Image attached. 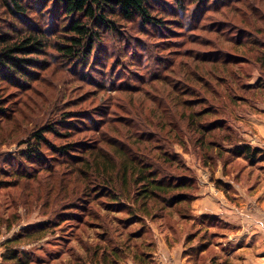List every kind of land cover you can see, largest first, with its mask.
I'll use <instances>...</instances> for the list:
<instances>
[{
  "label": "rangeland",
  "instance_id": "rangeland-1",
  "mask_svg": "<svg viewBox=\"0 0 264 264\" xmlns=\"http://www.w3.org/2000/svg\"><path fill=\"white\" fill-rule=\"evenodd\" d=\"M155 1L153 16L166 21V29L158 27L159 25L143 27L140 21L119 20L118 32H103L100 48L91 56L88 65L84 66L67 59L55 47H51L54 42L51 38L40 54L29 57L34 60V65L29 69V81L8 82L0 76V264L7 252L5 243L8 240L49 219L55 220L54 215L65 205L66 196H72L71 199L74 200L83 197V171L87 170V166L90 167L84 163L85 157L62 155L48 150L49 145H45L41 148L37 163H33L34 159L22 158L24 152H29L30 143L34 142L33 133L42 128L55 127L58 130L57 134L45 133V137L51 146L59 148L62 152L64 148L79 149L84 142L102 138L107 142V146L101 143L100 147H105L117 155L121 141L130 142L132 147H139L137 138L130 140L129 137L136 134V124L142 122L144 117L155 119L150 128L140 132L147 138L150 135L157 136L153 134L160 131L157 123L167 125L162 135L152 143L155 149L152 153L162 159L167 151L172 158H177L174 159L172 170H168L166 165L161 166L166 170L161 176H186L187 180H193L195 190L190 191V194H194L195 200L188 210L182 209V212L190 217L182 219L175 215L163 221L148 218L141 222V213H136L137 216L133 219L136 223L129 231L119 229L125 237L132 232H142L143 237L139 241H129L135 248L129 254L120 253L119 264H140V259L136 258H141L144 251L149 252L140 249V245L144 240L153 242L151 249L156 252L159 236H164L167 246L171 240L184 243L187 252L194 253L203 248V242H207L209 247L216 246L218 239H214L213 235L220 231L219 227L209 231V227L204 226L201 218L207 215L197 216L194 213L195 201L203 198L205 193L209 194L210 189L223 191L228 187L234 188H228L227 198L235 200V195L239 193L235 191L236 187L247 189V194L251 197L255 195L257 188L264 187V153L260 155L262 157H258L255 165H250L247 161L234 158L232 153L228 152L234 147L231 145H252L249 136L251 124L246 121L247 118L257 116L264 119V77L260 81L262 90L253 91L246 102L238 103L232 94H236L235 85L258 82L261 71L260 66L255 63L254 55H247L246 58H250L251 63L242 66L243 77L240 80L229 77L225 80L227 84L222 85L217 84L216 79L212 81L214 87L217 84L218 101H207L195 108L217 109L218 117L208 116L206 121L213 122L217 118H225L236 135L234 143H223V148L219 144H211V139L218 141V138L208 137L201 142L200 135L195 133L193 128L187 129L186 124L180 123L181 111L173 102V99L187 90L185 88L191 86L196 89L195 98L209 97L204 81L202 84L187 82L184 80V74L191 66H196L202 56L215 55L217 42H220L218 44L221 47L226 48V45L235 50L239 41H247L241 48L243 50V47L251 48L256 39H264V0H233L235 8L241 11L240 17L236 18H233L234 13H231V10L223 6L224 0L214 5L211 2V6L201 5L195 0ZM251 12L255 13V16L250 18ZM51 13L52 10L48 9L41 16L29 13L25 17H15L11 14L6 0H0V32L20 35L23 30L33 27L41 30L50 28L52 24L54 30L59 32L61 26L69 19L63 18L64 16H61V21L50 19L47 16ZM245 15L249 18H243ZM259 30L263 31V34L258 33ZM217 31L222 35L213 33ZM227 42L230 45H227ZM97 58H100L98 62ZM174 87L178 89L173 91ZM238 95L246 96L244 92H239ZM153 96L164 100V106H167L166 102L175 106L173 110L168 111L169 116L154 109L155 105L151 99ZM70 112L76 117L71 125H67L64 122ZM172 114L179 125L176 131L183 130L180 141L175 140L174 136H167ZM69 129L71 130L68 131ZM99 144L96 143L97 146ZM252 147L264 150V146L260 144H253ZM19 172L25 175L31 173L33 180L16 176L15 173ZM19 181V188L23 189V192H19L15 187ZM97 184H89L88 191L91 186ZM23 186L31 188L26 190L29 193L25 192ZM116 188L120 189V185H116ZM137 188L141 187L129 185L126 192L134 194ZM119 189L117 191L121 192ZM129 203L132 202L129 200ZM262 203L261 201L260 206L253 203L249 209L260 212ZM119 217L126 219L127 212L121 213ZM205 223L210 225L211 222ZM70 232L72 228L69 224L55 229L54 233L48 231L46 238L26 246L29 250L28 256L35 263L42 262L41 264H60L68 257L69 252L75 258L83 249L75 239L67 242ZM101 233L103 232L100 229L89 230L85 237L90 242L92 238L93 243L101 245L116 241V237L112 236L113 231L109 232L107 242L97 236ZM158 234L163 235L157 236ZM195 236L197 237L194 240ZM125 241L126 238H122V243ZM190 246H193L192 249ZM19 247L18 244L12 245L9 250L13 251ZM216 252L218 251L211 248L208 254L201 257V264L209 262ZM153 258L152 253L150 261L146 264H152Z\"/></svg>",
  "mask_w": 264,
  "mask_h": 264
},
{
  "label": "trees",
  "instance_id": "trees-1",
  "mask_svg": "<svg viewBox=\"0 0 264 264\" xmlns=\"http://www.w3.org/2000/svg\"><path fill=\"white\" fill-rule=\"evenodd\" d=\"M195 1L201 5L208 4L211 6V2L214 5L221 0ZM154 2L156 1L6 0L11 14L15 17H25L29 13L41 16L48 9H51L52 13L50 16H47L48 18L61 21V16H64L63 18L69 20L61 26L58 30L59 32L54 30L53 24L50 28H43L41 30L30 27L31 29L23 30L20 35H9L8 33L0 32V76L8 82L19 80L25 83L29 81V69L34 65V60L29 57L40 54L48 45V40L51 38L54 39L51 47H55L67 59L79 62L81 66H84L88 65L91 56L95 55L100 48L103 32H111L112 34L118 32L119 20L127 22L140 21L143 27L159 25L158 27L162 26V28L166 29V21L159 20L153 16ZM234 2L233 0H224L222 4L225 8L231 10V13H234L233 18L240 17L241 11L238 10L239 8H235ZM253 16H255V13L251 12L249 17ZM249 17L247 15L243 16V18ZM213 33L222 35L218 31ZM258 33L263 34V31L259 30ZM218 43L220 42L215 44V55L206 54L202 56L198 59L196 66H191L187 69V73L184 74V80L187 82L193 81L202 84L204 81L206 83H204L205 91L206 94H209V97L206 99H203V97L195 98L197 96L195 94L196 89L191 86L190 88H185L187 90L173 99V102L177 104L181 111L179 117L180 123L186 124L185 127L187 126V129L193 128L195 133L200 135L201 142H204L208 137L213 139L218 138V141L211 139V144H219L220 147L224 148L223 143L232 144L236 140V135L230 124L227 123L228 121L225 118H217L213 122H207L206 117L208 116L218 117L217 109L212 110L211 107H207L204 110H195V108L202 103H207V101H218L217 84H227L225 80L229 77H233V80H240L243 77L241 75L243 71L242 66L251 63V59L246 58L250 54L255 56V63L260 66L261 76L256 83H244L241 86L235 85L237 95L235 93L232 94L234 98H237L238 103H241L246 102L248 96L253 91L262 90L260 81L264 77V39H256L251 48L246 49L243 47V50L241 48L246 45L247 41H239L236 44L238 48L235 50L226 45V48L221 47ZM227 45H230V43L227 42ZM99 59L97 58L96 61L98 62ZM207 65L210 66L206 67ZM213 80L217 82L216 88L213 86ZM177 89L174 87L173 91ZM239 92H244L246 96H239ZM151 99L155 105L154 109L158 112L162 111L166 116H169L168 111L175 108L174 105H170L167 102V106H164V100H160L157 96H153ZM68 115L69 117L64 123L71 125L72 121H75L74 118L76 116L71 112ZM154 120V118L151 119L148 116L144 117L142 122H138L136 124V128H138L136 134L138 136L132 134L129 139L131 140L133 137L137 138L139 147H132L130 142L121 141L117 155L112 154L105 147H100L101 143H105L104 145L107 146V142H104L102 138L99 140L94 139L89 143L84 142L79 149L64 148V152H62L59 148L51 146L45 137V133L57 134L58 130L55 127L42 128L40 131L34 132V142L30 143L29 152L22 154L24 160L34 159L33 163H37V159L41 155V148L45 145H49L48 150L61 153L62 155L66 154L74 158L85 157L84 163L91 168L87 166V170L83 171L85 183L83 182L84 192L82 196L84 198L74 200V198L71 199L72 196L64 197L65 205L61 207L59 212L55 213V220L49 219L47 222L31 227L8 240L5 243L7 252L3 257L2 264H41L42 262L35 263L30 259L28 256L29 250H27L26 246L35 244L46 238L45 236H47L48 231L54 233L55 229L60 228L64 224H69L72 228L67 242L75 239L76 242L78 241L80 248L82 247L83 252L75 258L69 252L68 257L60 264H95V262H98L97 264H119L120 253L129 254L135 248L129 241H139L143 237L142 232H132L125 237V234L119 228H122L123 231H129L136 223L133 219L139 212L141 215L138 217L141 222L148 218L153 221H163L167 217L175 215L182 219H188L190 216L182 212V209L188 210L192 201L195 200L194 194H190V191L195 190L193 180H187L188 177L186 176H161L166 171L161 166L166 165L168 170H172L175 164L174 159L177 160V158H172V155H169L167 151L162 159L152 153L155 150L152 147V143L155 141V138H159L162 135L167 125L161 124V122L157 123L156 126L159 127L160 131L153 133L157 135L156 137L150 135L147 138L143 134H140L142 129L150 128L152 122L155 123ZM169 123L170 130L167 136H174L175 140L180 141L183 136V130L176 131L179 125H177V121L173 118V114ZM96 143L100 144L97 146ZM92 145L96 146L91 148ZM110 146L112 147V145ZM231 146L235 148L229 149L228 152L232 153L234 158L247 161L250 165H255L259 159L258 157H262L260 155L264 153L263 149L254 148L247 143ZM95 151H100L101 153L96 154ZM222 155L223 153L220 154V157ZM15 175L22 179H32L31 173L25 175V173L19 172L15 173ZM93 182L98 184L91 186L88 191L89 184ZM19 184L20 181L15 187H17L19 192H23V189L19 188ZM118 184L120 185V189L116 188ZM129 185L141 188H137L134 194H130L128 191L126 192ZM23 188L27 193L29 192L26 190L31 189L26 186H23ZM118 189L121 192L117 191ZM80 200L82 201L81 203ZM129 200L132 203H129ZM131 204H133L132 207L134 209L130 206ZM124 212H127L128 215L126 219L119 217ZM201 219L207 222L216 220L214 216H202ZM95 229L102 230L103 233L97 234V236L103 242L108 241L109 232L113 231L112 236L116 237V241H113L114 244L113 242H107L106 245L95 244L92 238L90 239L92 242H90L85 235L88 234L89 230ZM122 238H126L124 243H122ZM17 244L20 245L18 249L9 250L12 249V245ZM153 245V242H147L146 240L140 245V249L149 251L142 252L141 258H136L140 259V264H146L150 261ZM135 256L139 257L138 254H135Z\"/></svg>",
  "mask_w": 264,
  "mask_h": 264
},
{
  "label": "crops",
  "instance_id": "crops-1",
  "mask_svg": "<svg viewBox=\"0 0 264 264\" xmlns=\"http://www.w3.org/2000/svg\"><path fill=\"white\" fill-rule=\"evenodd\" d=\"M246 121L251 124V144L264 146V119L254 116ZM246 136L248 137L247 134ZM228 188L223 191L210 189L209 194L205 193L203 198L197 199L193 204L197 216L216 217L217 222H208L210 225L202 221L204 226L209 227V231L219 227L220 231L213 235L214 239H218L216 246L209 247L207 242H203V248L194 253L187 252L184 243L171 240L167 246L164 236H159L163 234H158L160 238L157 240L156 252H152V264H201V257L208 254L211 248L218 252L214 253L209 262L204 263L203 260L204 264H264V187L257 188L252 197L247 194V189L236 187L235 191L239 193L235 195V200L227 198ZM261 201L262 211L249 209L253 203L260 206ZM191 242L190 240L189 244ZM191 247L193 246L190 249Z\"/></svg>",
  "mask_w": 264,
  "mask_h": 264
}]
</instances>
